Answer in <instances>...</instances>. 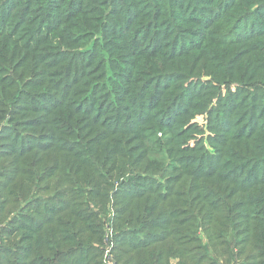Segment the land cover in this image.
Listing matches in <instances>:
<instances>
[{"label": "trees", "instance_id": "16d2710c", "mask_svg": "<svg viewBox=\"0 0 264 264\" xmlns=\"http://www.w3.org/2000/svg\"><path fill=\"white\" fill-rule=\"evenodd\" d=\"M103 2L0 0L6 32L0 38V71L11 76L9 82L0 74L2 264H99L89 254L92 241L105 237L109 219L101 214L111 197L112 226L123 227L114 237L118 264H204L203 246L186 248L199 226L209 231L208 242L215 239L214 246L229 250L227 233L235 244L245 231L237 220L244 205L253 201L258 210L248 215L264 220L259 192L241 195L264 186V0H127L139 14L132 20L126 6L115 29H102L111 42L93 45L92 53H73L54 66V57L64 53L41 42L30 59H44L43 70L30 80L35 92L26 91L24 99L21 87L28 79L20 80L31 68L12 64L15 53L25 56L31 49L18 47L16 39L37 45L46 30L71 45L73 39L56 28H74L81 36L99 31L97 17L108 10L110 16L118 0L102 7ZM88 40L72 45L83 47ZM102 52L119 59L116 97L94 71V60L105 59ZM103 115L111 119L100 126ZM198 119L201 138L194 132ZM121 123L129 124L120 128ZM168 159L179 166L170 167L163 188L128 178L113 191L114 184L105 183L106 189L101 182L106 175L123 177L144 161L143 171L160 172ZM221 177H231L236 188L218 184ZM239 179L253 184L240 188ZM89 183L97 212L77 208L83 189L75 186ZM256 223L247 234L264 255V225Z\"/></svg>", "mask_w": 264, "mask_h": 264}, {"label": "rangeland", "instance_id": "374dc122", "mask_svg": "<svg viewBox=\"0 0 264 264\" xmlns=\"http://www.w3.org/2000/svg\"><path fill=\"white\" fill-rule=\"evenodd\" d=\"M108 1L109 0H104V2L102 3L104 5H102V7L105 6V4ZM125 1H127V0H118V3H115L116 7H114V9H113L114 11L112 12V14L110 16H109V12H108L110 10L101 11L102 14H100L97 17V20H100L99 31H97V29H93V30L85 33L83 36H81L82 35L81 32L74 29V28H70L67 26H59L56 28V30L58 32L62 33L63 37H68L70 42H71V39H73L72 42H76L77 39L79 41H81L82 38L88 37L89 38L88 43H86V45H83V47L80 46L82 44L80 42L78 43L79 45H72V42H71V45H69L65 40H63L61 38L60 35L53 37V35L49 34L48 32L45 33L46 30L43 31V34H45V36H44L45 40H39L37 45H34L31 42H25L24 39L23 40L22 39H16L15 42L17 43L18 47L20 44H23L25 47V50L31 49V51L29 53L25 54V56H22L19 53H15L14 54L15 62L12 64V66L15 69L19 68V66H21L22 64H25V63H27V66H30V68H31V72L30 71L26 72V74L22 75L21 80H20V84H21L28 79V81L25 82L24 85L21 87V90H23L22 97L24 99L27 98V96L25 95L26 91L35 92L33 89H31V86L29 84L30 80H35L36 78H38L42 72L40 70H43V64L45 63L44 59L38 60V61H32L30 59V56H31L30 54L36 52V50L38 49V46L40 45L41 42L45 43L48 41V48L51 47L52 45H54L56 49H59V50H61L60 52L64 53L60 57H54V60L52 62L57 63L54 66H57L59 64V62H64L65 60L72 59L73 53L76 54L78 52H83V51H88V52L92 53L93 45L102 46L106 42H111L112 38L110 39V35L103 36V34L101 33L102 29L103 28H107L110 30L115 29L118 22H120V19H121L120 16H121L122 10L125 9L126 6H128L127 11L131 10L130 9L131 5H128V3L125 4ZM129 1L131 3L135 4V1L140 2L143 0H129ZM144 1L147 2L149 0H144ZM112 3H113V1H112ZM108 6L111 7V5H108ZM117 6H119V7H117ZM146 8H147V6L144 7V9H146ZM149 10L150 9L144 10V12L146 14H150ZM130 12H131V14H129L128 17L131 18L132 20H134L135 17L139 14L138 9H135V10L133 9ZM86 14L87 13H84V15L81 18L85 17ZM106 19H108V20H106ZM138 29H139V26L135 25V32ZM160 29H161V26H160ZM161 33H162V29H161ZM5 34H6V32L3 31V27H1V24H0V38L5 36ZM16 37H17V35H14V37H12V38H16ZM51 37H53L54 39H51ZM47 38H50V39H47ZM160 39L161 38H159V40ZM172 39L173 38L171 37L169 40H172ZM164 41H165V39H164ZM179 41H180V39H179ZM83 44H85V43H83ZM34 46H35V48L32 49V47H34ZM119 54H120L122 59H126L127 55L123 51H121ZM80 55L81 54H78L76 57L81 60L82 57ZM102 55L104 56L105 61L104 60L99 61V58H97L96 61L94 60V62L96 64L94 67V71H96V77L100 79V83L105 85V87L109 91V93L112 94V97H114V96L116 97L117 96L116 90L118 88H114L113 86L115 84V87H116V84H118V81H117V78L115 77L114 65L117 64V61L119 59L115 58V57H111V56H109L108 53L106 54L105 52H102ZM56 56H58V54ZM100 63H102V64H100ZM98 66H99V68H98ZM37 72H39V73H37ZM120 73H121V71H120ZM0 74H2L3 78L8 79L9 82L11 81V76L9 75V72L6 71L5 69L1 70ZM38 92H39V90H38ZM39 108L42 109L41 106H39ZM36 114L38 116H40V114H42V113L38 112ZM50 118H52V117H50ZM110 119H111V115H103L101 117V120H103V122H98V125L102 126L106 121H108ZM201 121H202L201 119H198L196 121L198 123H196V127H195L196 130L194 131L198 135V138H201V136H202V134L199 133V131H198L202 126V124L200 123ZM4 124H6V121H3L1 126L3 125V127H6L7 125H4ZM128 124L121 123L120 128H125L128 126ZM0 128H2V127H0ZM203 130L206 133L207 129L205 127L203 128ZM85 132L86 131L81 130V134H84ZM205 133H204V135H205ZM213 134H214V132L212 131V136H213ZM161 137H162L161 132L160 133L158 132V138H161ZM161 146H163V145H161ZM164 146L166 148H169V149L172 148L171 146H169L168 143H165ZM90 148H92V147H90ZM75 150L77 151V149H75ZM184 156H186V155H184ZM184 160H187V158ZM145 162L146 161H144L142 163H138L134 167L130 168V170L127 171L125 176H123V177H121V176L111 177L109 175H106L105 180H101L103 187H105L106 189H109L106 187L105 183L108 185L114 184L113 185V191H114V187L117 184H119L122 181H126L128 178H130L132 180H134V179L135 180H142V183H146V184L153 183V181H155L156 185L154 184L153 187L156 188L157 186H161L163 188L167 183L166 178L171 176V174L173 172V170H170V167H172L173 165L179 166V164L176 163L175 160L168 159L166 162V165H165L166 167L164 169H161L160 172L154 173L152 171H148V172L143 171ZM182 165L184 166V163H182ZM9 166L10 165L8 164L7 165L8 169H9ZM183 166H181V167H183ZM7 168H6V170H7ZM9 170H11V169H9ZM258 176L260 178L261 173H258ZM146 179H148V180H146ZM94 182H95V180H94ZM217 182L221 186L228 184V185H230V186L232 185L234 188H236L235 185L233 184V180L231 179V177H221L220 179H218ZM237 184L240 185V188H243L245 186V184H250V186H252L251 184H253V181H247L245 179H243L241 181V179H239L237 181ZM92 185L94 186V183H89L87 188H83L82 185H76L75 186V187H80L83 189L82 197L78 198L76 201L78 210H87V212H89L91 210H94L95 212H97V209L99 210L98 207L96 209V205H95L99 202L98 199L92 198V195H93ZM219 187H216V190ZM89 188H92L90 192L88 191ZM253 188H255V189L251 190V187H250L249 191L245 190V193L241 192L242 193L241 195H245L246 197L250 198V197H253L256 195V194H252V192L258 191L259 192L258 196H260V198H264V186L263 185L253 186ZM113 191L111 190V192H113ZM75 192H78V191H75ZM248 194H250V195H248ZM48 195H49V193H45L44 195H42V197L44 198L45 196H48ZM87 200L90 202L86 206L85 204H83V202H85ZM249 201H251V200H249ZM252 204H253V201H251L250 205H247V204L244 205V209H241L242 215H239V219H237V220H239V222H238L239 228H244V230H245L243 233H241L239 238H236V241L239 240L240 243L233 244L235 241L231 240L230 234L228 236V233H227L226 237H228L227 238L228 241L231 242L230 249L228 250L227 248H220V246H217V245L214 246L213 244H215L217 241L215 239H213L211 242H208L206 237H207V234L209 233V231L206 232L202 226H199L198 230H197V234L196 235H190V243H188V245H186V248H192L196 243H198V244H196V246H198V245L203 246L205 252L208 254L204 257V258H206V261L204 262V264H264V255H259L258 251L255 248H253L254 239H253L252 233L247 234V233H249V228L251 226L257 224L256 223L257 220H258V223L262 222L261 224L264 225L263 219L248 215V213L252 214L254 212V211H252V209L258 210V208L254 207ZM19 205L21 207L24 206L23 203H21ZM98 206L102 207V204H99ZM104 211H102L103 213L100 212V213H102L101 216L103 217L105 222H106V220L109 219V222L107 221L105 224V228H106L105 237L103 238L102 242L95 241V240L92 241L91 246H92L93 250L89 254V257L91 259H94L95 262H98L99 264H118L115 261V256L117 254H119V252H117L115 250V247L117 248V244L115 243L116 239L114 237L117 233L123 232V227H119V225H118V227L117 228L114 227L115 228L114 229L112 226L111 221H112V218H113V215L115 212L114 202H113L112 197H111L110 201H109V199H107ZM20 213H21L20 210L17 209L14 212V215H17ZM256 213H257V211H256ZM17 216H19V215H17ZM256 216H257V214H256ZM10 218L11 217H9V219ZM13 218H15V217H13ZM244 218H246L247 220L244 221ZM5 222H7V221H5ZM222 222H224V221H222ZM2 228H5V227H2V225L0 224V235H1ZM181 230H182L183 234L186 233L185 228H182ZM107 236H111V237L106 238ZM195 237L197 238L196 240H195ZM84 242L89 243V239L84 238ZM208 244L210 245V247L207 246ZM0 246H1V241H0ZM205 246L207 248H205ZM94 250L99 251V255L97 254L94 257L93 256L95 253V252H93ZM197 250L199 252H202V251H200V249H197ZM240 250H241V252L239 253ZM100 253H101V255H100ZM0 264H2L1 259H0Z\"/></svg>", "mask_w": 264, "mask_h": 264}, {"label": "built area", "instance_id": "2783aa9c", "mask_svg": "<svg viewBox=\"0 0 264 264\" xmlns=\"http://www.w3.org/2000/svg\"><path fill=\"white\" fill-rule=\"evenodd\" d=\"M109 237H111V236H107L106 238H109Z\"/></svg>", "mask_w": 264, "mask_h": 264}]
</instances>
